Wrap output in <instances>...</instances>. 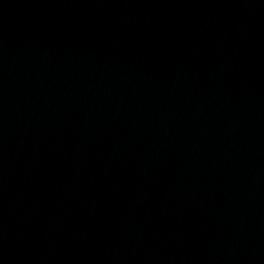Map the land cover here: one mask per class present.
<instances>
[{"label": "water", "instance_id": "water-1", "mask_svg": "<svg viewBox=\"0 0 264 264\" xmlns=\"http://www.w3.org/2000/svg\"><path fill=\"white\" fill-rule=\"evenodd\" d=\"M0 264H264V0H0Z\"/></svg>", "mask_w": 264, "mask_h": 264}]
</instances>
